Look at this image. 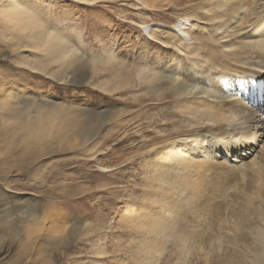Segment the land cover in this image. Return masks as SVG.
Returning <instances> with one entry per match:
<instances>
[{"label":"bare ground","instance_id":"obj_1","mask_svg":"<svg viewBox=\"0 0 264 264\" xmlns=\"http://www.w3.org/2000/svg\"><path fill=\"white\" fill-rule=\"evenodd\" d=\"M198 1L195 8L186 7L188 10L181 14L185 17L180 25L167 29L144 24L151 40L168 48V57L158 58L160 61L155 64L144 61L132 67L128 63H115V53H109L105 60L95 61L97 68L99 63H108L111 74L118 79L117 84L104 87L109 92L122 91L136 72L143 92L135 98L129 95L133 100L125 98L118 123L127 133H141L144 129L148 132L146 128H153L156 133L154 137L141 134L138 153L132 156L142 157L144 180L152 185L142 193L138 203H132L123 211L118 224L133 231L132 240H143L145 248L140 255L153 253L160 240L187 244L195 239H212L216 236L213 231L220 228L221 237L227 234L228 246L243 245V250L239 254L234 247L226 249V257L220 263L218 259L216 264H264V147L260 155L244 163V167L230 164L244 160L263 134L264 112L260 110L264 111V0ZM173 3L174 0H160L149 5L163 11L171 4L178 5ZM12 29L24 36L30 30L39 51L53 46L59 48L55 57L41 62L38 70L52 60L61 62V72L82 64L77 50L65 39L61 40L52 27L44 26L37 11L21 0H0V33ZM3 35L14 47L15 35ZM158 43H154L157 48ZM144 52L146 54L147 50ZM177 55L183 56L187 64L177 59ZM68 73L58 77L64 78ZM71 75L76 76L75 72ZM5 86L6 83L0 82V108L8 110L6 121L22 135L17 142H24V148L44 147L62 140L70 127L72 132L76 131L73 136L80 135L82 141H94L103 126L100 118L104 111L93 113L90 122L75 123L62 118L56 123L58 110L52 113V109L58 104L54 100L30 97L20 89L14 91ZM146 100L152 103L147 105ZM217 148L232 160L224 155L218 159ZM216 168L227 180L238 172L242 174L240 192L226 206L215 203L216 193L206 192L203 180L192 184L188 182L190 177L184 176L195 169L204 176ZM188 190L190 196L185 199L183 195ZM192 198L200 200L199 209L204 214L217 213V217L224 212V217L227 216L219 217L216 222L205 214L208 219L205 223L209 225L207 234L194 236L189 219L193 210L183 203L193 202ZM7 213L0 218V229L13 233L16 225ZM83 225L81 219L76 218L70 231L60 229L63 234L52 238V242L47 237L45 241L54 247L71 236L77 240ZM23 228L27 231V226ZM253 244H257L255 248ZM146 264L154 262L149 259Z\"/></svg>","mask_w":264,"mask_h":264},{"label":"rangeland","instance_id":"obj_2","mask_svg":"<svg viewBox=\"0 0 264 264\" xmlns=\"http://www.w3.org/2000/svg\"><path fill=\"white\" fill-rule=\"evenodd\" d=\"M21 1L37 11L44 26L52 27L61 40L65 39L77 50L82 64L67 70L69 73L64 78L58 76L67 71L61 72V62L57 60L47 62L38 70L41 62L55 57L59 48L53 46L39 51L35 39L30 37V30H27V36L19 35L13 29L7 30L2 33L15 35L12 39L15 46L6 42L0 33V82L6 83V88L20 89L30 97L54 100L58 104L52 109V113L58 110L56 123L62 118L75 123L87 122L93 113L104 111L100 118L103 126L94 141H82L80 135L73 136L76 131L72 132L70 127L66 130L67 137L62 140L44 147L24 148V142H17L22 135L6 121L8 110L0 108V218L7 211V217L16 225L13 233L0 229V264H146L149 259L154 264H216L218 259L220 263L226 257L228 248L234 247L240 254L243 245L228 246L227 234L221 237L222 229L219 228L213 231L216 236L212 239H195L187 244L172 239L160 240L153 253L140 255L145 248L143 240H132V230L118 224L123 211L132 203H138L142 193L152 185L144 180L146 172L142 157L132 156L138 153L141 134L154 137L156 133L153 128H146L148 132L144 129L141 133H127L118 123L125 98L129 95L135 98L143 92L136 72L122 91L109 92L104 87L117 84L118 79L111 74L108 63H99L97 68L95 61L105 60L109 53H115V63H128L132 67L144 61L155 64L160 61L158 58L168 57V48L151 40L144 24L167 29L180 25L185 17L181 14L188 10L186 7L195 8L199 1L174 0L178 5L171 4L163 11L149 5L160 0ZM200 22L204 23V20ZM144 50H147L146 54ZM176 57L187 64L183 56ZM151 103L145 101L147 105ZM152 113L157 116L156 109ZM263 147L264 129L256 149L244 160L237 158L241 162L230 164L244 167V163L260 155ZM216 150L218 159L224 155L232 160L222 150ZM102 165L111 168L105 169ZM200 173L195 169L184 176L190 177L188 182L192 184L198 179L203 180L206 192L216 193V204L226 206L239 194L241 173L228 180L218 168L204 176ZM183 196L189 198V190ZM191 200L193 202L183 203L193 210L189 219L194 236L209 229L205 214L216 222L219 217L227 216L224 217V212L217 217V213L204 214L199 209L202 206L200 200ZM76 218L84 224V229L79 231L80 238L75 240L71 236L63 244L53 247L52 238L70 231ZM23 225L27 226V231L22 229ZM46 237L50 245L46 243Z\"/></svg>","mask_w":264,"mask_h":264}]
</instances>
